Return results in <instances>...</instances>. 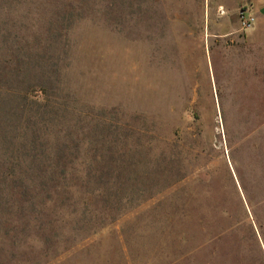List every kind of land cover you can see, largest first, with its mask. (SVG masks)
<instances>
[{"label":"rangeland","instance_id":"rangeland-1","mask_svg":"<svg viewBox=\"0 0 264 264\" xmlns=\"http://www.w3.org/2000/svg\"><path fill=\"white\" fill-rule=\"evenodd\" d=\"M244 8L0 0V264H263L264 20Z\"/></svg>","mask_w":264,"mask_h":264},{"label":"trees","instance_id":"trees-1","mask_svg":"<svg viewBox=\"0 0 264 264\" xmlns=\"http://www.w3.org/2000/svg\"><path fill=\"white\" fill-rule=\"evenodd\" d=\"M250 220V218H249ZM253 223L249 230L251 232V238L255 242V245L259 251V254L261 257H263V264H264V228H263V223L255 220L253 217Z\"/></svg>","mask_w":264,"mask_h":264},{"label":"built area","instance_id":"built-area-1","mask_svg":"<svg viewBox=\"0 0 264 264\" xmlns=\"http://www.w3.org/2000/svg\"><path fill=\"white\" fill-rule=\"evenodd\" d=\"M240 23L243 28L252 27L256 23V15L250 8H244L239 13Z\"/></svg>","mask_w":264,"mask_h":264},{"label":"crops","instance_id":"crops-1","mask_svg":"<svg viewBox=\"0 0 264 264\" xmlns=\"http://www.w3.org/2000/svg\"><path fill=\"white\" fill-rule=\"evenodd\" d=\"M253 5V12L257 19L264 20V0H250Z\"/></svg>","mask_w":264,"mask_h":264}]
</instances>
